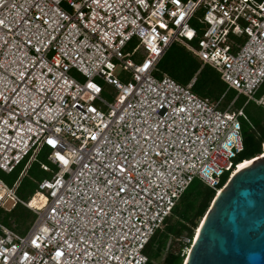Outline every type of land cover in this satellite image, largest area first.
Returning a JSON list of instances; mask_svg holds the SVG:
<instances>
[{
	"label": "built area",
	"instance_id": "built-area-1",
	"mask_svg": "<svg viewBox=\"0 0 264 264\" xmlns=\"http://www.w3.org/2000/svg\"><path fill=\"white\" fill-rule=\"evenodd\" d=\"M172 44L218 74L216 101L153 75ZM263 86L264 0H0V172L19 168L0 209L34 214L23 234L0 222V264H145L188 184L234 171ZM45 149L56 170L22 200Z\"/></svg>",
	"mask_w": 264,
	"mask_h": 264
},
{
	"label": "trees",
	"instance_id": "trees-1",
	"mask_svg": "<svg viewBox=\"0 0 264 264\" xmlns=\"http://www.w3.org/2000/svg\"><path fill=\"white\" fill-rule=\"evenodd\" d=\"M164 74L181 85H185L193 78L191 91L197 96L207 98L210 101H216L225 91V85L219 79L218 74L207 65L200 66L198 59L179 44L169 46L157 62L153 75L160 77ZM228 92L230 90L225 92V98ZM237 101L238 99L234 102L237 103ZM242 104L243 101L236 107H241ZM247 104L242 106L246 120L241 119L244 122L241 125L242 148L233 159L235 164L254 158L261 152V145H264V112L246 109ZM46 153V149L42 151L37 162L32 163L26 174L20 179L16 193L21 186L22 179L27 176L31 169L35 168V171L40 174V178L29 180L28 196L22 200H28L36 191L37 183L41 179L50 178L55 172L56 168L45 160ZM40 157L42 159H39ZM41 162L47 164L50 171L39 168ZM18 169L9 174L12 175V178L7 182L8 184L16 178ZM227 178L228 172L223 173L218 182L212 187L198 178H194L188 184L172 208L171 213L164 219L162 226L153 233L145 245L143 250L147 257L145 264H182L184 254H186L185 250L189 249L199 221ZM33 218L34 214L20 204H15L8 211L0 209V222L17 233L24 232ZM183 238L187 239V242L183 241ZM174 244H177V246L175 247Z\"/></svg>",
	"mask_w": 264,
	"mask_h": 264
},
{
	"label": "water",
	"instance_id": "water-1",
	"mask_svg": "<svg viewBox=\"0 0 264 264\" xmlns=\"http://www.w3.org/2000/svg\"><path fill=\"white\" fill-rule=\"evenodd\" d=\"M182 264H264V157L219 189Z\"/></svg>",
	"mask_w": 264,
	"mask_h": 264
},
{
	"label": "rangeland",
	"instance_id": "rangeland-1",
	"mask_svg": "<svg viewBox=\"0 0 264 264\" xmlns=\"http://www.w3.org/2000/svg\"><path fill=\"white\" fill-rule=\"evenodd\" d=\"M106 89H107L108 91L111 90L109 87H106ZM263 89H264V86L262 87V89H261L260 91H258L257 95L260 94V93L263 91ZM232 95H233V96H232ZM104 96L107 97L108 95L106 94V95H104ZM230 97H232V98L229 100ZM233 98H234V92H233V91L228 92L227 95H226V98H225V96H224L223 99L220 101V108L223 109L226 105H229ZM237 99H238V101H237V103H235ZM243 100H244V98H243L242 96H238V97L235 99V102H233V104L231 105V108H232V109H237V108H239V107H236V106H237V105H240L241 102H242ZM234 103H235V104H234ZM246 109H252V110H256V111L259 110V111H263V112H264V109H262V108H260V107H258V106H256V105H253L252 103L247 104ZM242 112H243V110H242ZM243 114H244V112H243ZM239 121L241 122V125L244 123L241 119H239ZM39 159H42V158L40 157ZM0 178L2 179L3 182H6V183H7V182L12 178V175H6V174H3L2 172H0ZM38 178H40V174H38L37 171H35V168L31 169V170L28 172L27 176H26L25 178L22 179V181H21V186H20L18 192L16 193L17 197H19V198H21V199H25V198L28 196L29 180H30V179H38ZM227 179H228V178H227ZM226 181H227V180H226ZM226 181H225V183H226ZM225 183H224V184H225ZM216 194H217V193H216ZM211 201H212V200H211ZM210 203H211V202H210ZM5 205L7 206V205H8V202H7ZM209 205H210V204H209ZM208 207H209V206H208ZM1 214L3 215V213H1ZM201 219H202V218H201ZM199 223H200V221H199ZM199 223H198V224H199ZM24 231H25V230H24ZM23 233H24L23 231L19 232V234H23ZM194 237H195V235H194ZM182 240H183V239H182ZM193 240H194V239H193ZM183 241H185V240H183ZM191 243H192V242H191ZM174 245H175V247L177 246V244H174ZM190 245H191V244H190ZM189 247H190V246H189ZM186 251H187V250H185V253L187 254ZM186 254H184V259H185ZM184 259H183V261H184ZM183 261H182V263H183ZM153 264H155V263H153Z\"/></svg>",
	"mask_w": 264,
	"mask_h": 264
},
{
	"label": "bare ground",
	"instance_id": "bare-ground-1",
	"mask_svg": "<svg viewBox=\"0 0 264 264\" xmlns=\"http://www.w3.org/2000/svg\"><path fill=\"white\" fill-rule=\"evenodd\" d=\"M260 157H264V152H263V154L261 155V156H257V157H254V158H252V159H249V160H243L242 162H240V163H237V166L234 168V171L231 173V175L238 169V168H240L241 166H243V165H245L246 163H248L249 161H251V160H254V159H257V158H260ZM230 175V176H231ZM229 176V177H230ZM228 177V178H229ZM219 191V190H218ZM217 191V192H218ZM33 203H36V200H35V198L34 199H32L31 201H30V204L32 205ZM197 231H198V228L197 229H195V232H194V235L196 236V233H197ZM195 237H193V239H194ZM193 239H192V241H193ZM189 250V249H188Z\"/></svg>",
	"mask_w": 264,
	"mask_h": 264
}]
</instances>
